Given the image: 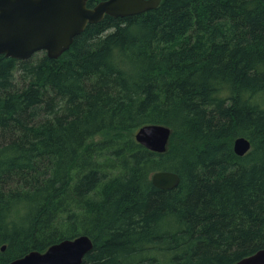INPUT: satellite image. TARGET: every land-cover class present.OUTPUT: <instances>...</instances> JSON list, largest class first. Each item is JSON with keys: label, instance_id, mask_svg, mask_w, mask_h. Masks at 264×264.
<instances>
[{"label": "trees", "instance_id": "1", "mask_svg": "<svg viewBox=\"0 0 264 264\" xmlns=\"http://www.w3.org/2000/svg\"><path fill=\"white\" fill-rule=\"evenodd\" d=\"M150 123L171 127L166 151L136 140ZM159 170L180 184L158 188ZM81 234V264L264 248V0H162L88 24L58 58L0 54V264Z\"/></svg>", "mask_w": 264, "mask_h": 264}, {"label": "water", "instance_id": "2", "mask_svg": "<svg viewBox=\"0 0 264 264\" xmlns=\"http://www.w3.org/2000/svg\"><path fill=\"white\" fill-rule=\"evenodd\" d=\"M89 0H0V54L24 60L45 50L49 57L58 58L68 50L74 38L90 23L100 22L106 15L126 17L156 8L162 0H101L88 6ZM172 129L160 123L141 126L136 140L155 152L166 151ZM251 140L239 136L234 150L245 155ZM180 175L171 170H159L152 182L162 189L176 188ZM92 239L81 234L51 245L46 251H31L7 264H81L93 249ZM6 245L2 246V250ZM232 264H264V248Z\"/></svg>", "mask_w": 264, "mask_h": 264}, {"label": "rangeland", "instance_id": "3", "mask_svg": "<svg viewBox=\"0 0 264 264\" xmlns=\"http://www.w3.org/2000/svg\"><path fill=\"white\" fill-rule=\"evenodd\" d=\"M99 138V137H98Z\"/></svg>", "mask_w": 264, "mask_h": 264}]
</instances>
